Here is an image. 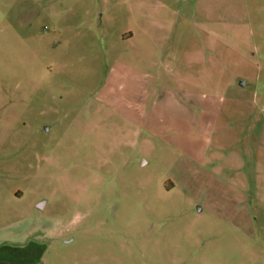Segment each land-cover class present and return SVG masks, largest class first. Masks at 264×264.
<instances>
[{
	"label": "rangeland",
	"instance_id": "374dc122",
	"mask_svg": "<svg viewBox=\"0 0 264 264\" xmlns=\"http://www.w3.org/2000/svg\"><path fill=\"white\" fill-rule=\"evenodd\" d=\"M0 264H264V0H0Z\"/></svg>",
	"mask_w": 264,
	"mask_h": 264
},
{
	"label": "crops",
	"instance_id": "0c3cea01",
	"mask_svg": "<svg viewBox=\"0 0 264 264\" xmlns=\"http://www.w3.org/2000/svg\"><path fill=\"white\" fill-rule=\"evenodd\" d=\"M177 92L176 91H170V92H168V94L170 95V97H168L167 99H168V101L169 102H173V103H176V104H178V105H180L181 107H182V105L181 104H183V101L181 100V101H176L174 98H184V97H182V96H179L178 94H176ZM200 107H202L203 108V106H200ZM199 107V109L201 110L202 108H200ZM152 108H154V106L153 107H151V110H152ZM184 110V109H183ZM198 111V110H197ZM189 112V111H188ZM190 113V112H189ZM191 113L192 114H194V120H195V118H196V111L193 109V110H191ZM202 114V113H201ZM208 118V117H207ZM208 120V119H207ZM206 120V124L204 125V129L205 130H207V128L209 129L211 126H212V124H210L208 121ZM214 123V122H213ZM206 127V128H205ZM191 128V127H190ZM190 128H187V127H184V132H186V131H190ZM192 132H190V133H188V134H186V135H189V137L187 136V139H182V142H184L185 140H189V139H191V138H194L193 136H192ZM192 140V139H191ZM189 141H187V143H188ZM188 146H189V144H186L185 143V145L184 146H182V148L181 149H183L184 151H186V149L188 148Z\"/></svg>",
	"mask_w": 264,
	"mask_h": 264
},
{
	"label": "water",
	"instance_id": "95a60500",
	"mask_svg": "<svg viewBox=\"0 0 264 264\" xmlns=\"http://www.w3.org/2000/svg\"><path fill=\"white\" fill-rule=\"evenodd\" d=\"M242 85H244V83L242 82Z\"/></svg>",
	"mask_w": 264,
	"mask_h": 264
}]
</instances>
